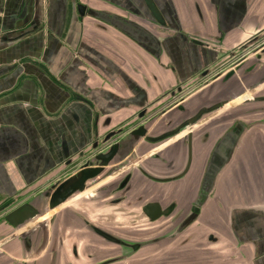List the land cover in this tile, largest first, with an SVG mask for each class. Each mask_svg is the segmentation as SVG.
Here are the masks:
<instances>
[{
  "label": "water",
  "instance_id": "water-1",
  "mask_svg": "<svg viewBox=\"0 0 264 264\" xmlns=\"http://www.w3.org/2000/svg\"><path fill=\"white\" fill-rule=\"evenodd\" d=\"M118 133L0 215V264H264V41Z\"/></svg>",
  "mask_w": 264,
  "mask_h": 264
},
{
  "label": "crops",
  "instance_id": "crops-1",
  "mask_svg": "<svg viewBox=\"0 0 264 264\" xmlns=\"http://www.w3.org/2000/svg\"><path fill=\"white\" fill-rule=\"evenodd\" d=\"M152 1L166 28L142 0H0V215L121 125L155 114L180 71L215 65L222 52L205 46L211 57L188 67L182 42L228 40L232 51L264 31V0Z\"/></svg>",
  "mask_w": 264,
  "mask_h": 264
},
{
  "label": "flooded vegetation",
  "instance_id": "flooded-vegetation-1",
  "mask_svg": "<svg viewBox=\"0 0 264 264\" xmlns=\"http://www.w3.org/2000/svg\"><path fill=\"white\" fill-rule=\"evenodd\" d=\"M142 1L146 6V10L150 16L149 18L151 19L150 21L154 22L156 25H159L160 27L166 28L167 25H169V23H167L166 20L159 13L157 8L154 6V2L151 0V4L153 6L152 8L155 10L157 17H155L154 13H152L150 11V9H149L148 5H146L145 1L144 0H142ZM141 18H142V16H141ZM142 20L145 22L147 21L144 19H142ZM150 21H148L147 25H149L151 23ZM263 36H264V31L261 32L254 40L250 41L245 46H241L237 49L234 48V50L230 51L229 53L221 52L219 54L218 59H217L219 63L217 62L215 65H208V66H205L202 68L197 67L196 69L194 68V70H192L191 66L189 67V65H191L193 63L195 64V62H206V60L211 57V52L209 49H206L205 46H207V45L202 44V42H200V41L192 40V41L182 42L183 45H181V48H179V54H181V55L183 54L182 56H184V59L186 61L188 60L187 62L189 63L188 64L189 68L186 70L183 69V71H180V77H181V80H183L181 82H185V83L189 82V83L185 88L176 87L175 90L171 91L169 94H168V91L165 92V94H163V97H161V99H160L161 104L165 105V107H166L168 104H170L174 100L178 99L179 97H181L182 95L187 93L189 90H191L193 87L200 84L202 81H204L208 77H210V76L214 75L215 73H217L218 71L222 70L229 63L233 62L235 59L239 58L242 54H244L245 51L255 47L260 42L264 41ZM199 47H200V49H199ZM199 50L201 53L198 52ZM213 58H216V57L213 56ZM182 68L183 67H182V63H181V66L179 67V69L181 70ZM173 88L174 87H172L171 89H173ZM143 114H145V112ZM118 131H120V130H117V131L115 130L112 132V133H115L114 137L119 135V133L116 134ZM111 138H113V136L110 137V139ZM100 144L101 143H99V145ZM69 164H71L70 160H68V162H67V165H69ZM65 173H67V172L65 171Z\"/></svg>",
  "mask_w": 264,
  "mask_h": 264
},
{
  "label": "rangeland",
  "instance_id": "rangeland-1",
  "mask_svg": "<svg viewBox=\"0 0 264 264\" xmlns=\"http://www.w3.org/2000/svg\"><path fill=\"white\" fill-rule=\"evenodd\" d=\"M186 33V32H185ZM188 36L190 35V34H188V33H186ZM259 35V34H258ZM258 35H254V36H252V35H248V36H245L240 42H238V43H235L236 45H235V48L237 49V48H239V47H241V46H245L246 44H248L250 41H252V40H254ZM193 36H194V34H193ZM264 37V36H263ZM262 38V37H261ZM205 41V45H209V46H213V48H218V50H220L221 49V51L222 52H224L225 50V52L226 53H228V52H230V50L229 49H227L228 47L226 46V43H228V40L227 41H215V40H213V39H204ZM147 43H148V41H147ZM215 46V47H214ZM147 49H148V47H146ZM151 50L149 49V50H147V52H150ZM212 63V62H211ZM159 65H160V63H158ZM160 68V67H159ZM161 70H162V72H163V74H164V72H165V70H164V67L163 68H161ZM165 75V74H164ZM166 76V75H165ZM165 76H163V78L165 77ZM188 83L189 82H181L180 81V79H179V82L177 81V82H175V86H174V88L173 89H164L163 90V92L164 91H166V90H168V94L171 92V91H173V90H175V88L176 87H183V88H185L187 85H188ZM169 87H172V86H169ZM190 87V86H189ZM188 87V88H189ZM162 93V92H161ZM163 94H165V93H163ZM160 95V94H159ZM165 107V105H163L162 104V106L161 107H159V109L161 110L162 108H164ZM151 114V113H150ZM132 123V121L131 122H128V123H126V124H123V125H121L119 128H117L116 129V131L117 130H122L121 132H123V130L125 129V127H127L128 126V124H131ZM119 131V132H120ZM67 173H69V172H72V171H66ZM113 215V214H112ZM80 242V244H82L83 243V240H81V241H79Z\"/></svg>",
  "mask_w": 264,
  "mask_h": 264
},
{
  "label": "bare ground",
  "instance_id": "bare-ground-1",
  "mask_svg": "<svg viewBox=\"0 0 264 264\" xmlns=\"http://www.w3.org/2000/svg\"><path fill=\"white\" fill-rule=\"evenodd\" d=\"M83 196H84V194L78 195V196L72 198L71 200H69L68 202H66V204H67V205H70V202H71V201H73L74 199H78V200H80L81 197H83Z\"/></svg>",
  "mask_w": 264,
  "mask_h": 264
}]
</instances>
